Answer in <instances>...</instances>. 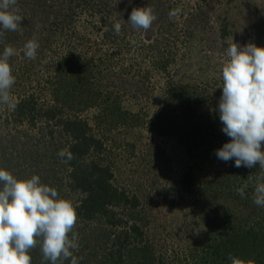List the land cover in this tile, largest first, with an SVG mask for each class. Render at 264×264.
<instances>
[{
    "label": "rangeland",
    "instance_id": "obj_1",
    "mask_svg": "<svg viewBox=\"0 0 264 264\" xmlns=\"http://www.w3.org/2000/svg\"><path fill=\"white\" fill-rule=\"evenodd\" d=\"M60 1H19L17 8L23 21L15 34L20 39L9 44L18 52L14 55L16 66L12 64L11 68L29 67L30 59L22 51L29 40L39 41L38 49L44 47V54L36 57L32 68L17 78V86L13 87L19 93L30 84L36 87L38 75L51 77L58 59L68 53H74L77 61L90 62L93 69L88 74V84L93 92L101 93L102 98L111 95L127 112L139 113L140 116L134 125L130 122L108 132L109 139L100 159L102 163L111 165L114 185L128 195L138 197L137 208L141 219L138 222L154 248L158 264L200 262L203 255L198 252L209 234L207 220L214 217V212L206 214L199 201L179 192L183 171L192 166L195 189L202 190L210 181L212 193L218 182L223 180L227 182L224 187H231L233 182L232 187L239 188L245 183L239 177L246 175L239 172L232 174L235 159L228 162L217 159V147L226 143L222 132L214 137L205 136L207 144L203 148H210L211 153L204 154L202 159L197 153H190L178 136L170 134L171 130L167 128L162 133L155 123L150 124L149 119L155 116L164 100L168 101L171 79L189 88L197 85L199 91L203 89L207 99L212 98L215 104H219L223 84L221 73L228 59V46L235 42L241 46L254 43L264 47V0H93V3H98L100 11L94 14L79 9L81 15L74 22L67 17L68 7L66 4L62 6ZM143 7L152 8L156 15V20L147 31L134 29L128 22L133 8ZM170 12L175 13L171 18ZM63 17H67L66 20ZM116 22L121 23L118 35L114 30ZM95 110L97 108L94 107L83 112L69 109L71 116L76 117L75 113H79V117L88 119L92 126H95ZM208 112L210 108L207 104L194 101L190 116L191 119H202ZM5 122L1 115L0 135L8 146L6 150L11 153L15 146L21 151L19 157L10 162L12 169L22 170L21 174L27 175L18 179L31 178L29 176L34 175V169L28 164L31 159L24 157L27 155L25 147L34 143L41 149L43 141L49 138V128H44V123L34 128L28 124L14 127L12 121ZM17 131H26L33 137L28 146L20 142L24 138ZM54 137L61 147L67 146L63 135L56 132ZM199 139L200 136L196 142ZM47 145L52 147V143ZM261 149L264 151V142ZM43 159L46 165L52 163L47 167L54 177H43V174L41 183L55 188L60 198L72 201L76 207L80 192L67 190L64 196L60 191L67 188L66 162L60 157H51L49 153ZM251 169L252 173L246 172L250 177L264 174L258 163ZM254 183L245 193L253 195ZM221 193L217 195L218 201L214 196L210 198L212 204L209 205L216 209L217 202L233 211L239 219H246L247 214L257 206L253 200L236 201L237 192L232 188ZM123 214L128 217L126 211ZM78 225L80 223L76 224L74 232L79 240L82 231L76 230ZM98 228L103 229V226ZM78 240V245H81ZM101 246L103 250L104 242Z\"/></svg>",
    "mask_w": 264,
    "mask_h": 264
},
{
    "label": "trees",
    "instance_id": "obj_2",
    "mask_svg": "<svg viewBox=\"0 0 264 264\" xmlns=\"http://www.w3.org/2000/svg\"><path fill=\"white\" fill-rule=\"evenodd\" d=\"M19 1L21 0H17L16 5L18 8ZM30 1L39 2V0ZM92 1L61 0L60 3L62 6L66 4L68 11L70 10L69 13L67 11V17L71 22H74L81 15L79 9L94 14L100 11L98 3ZM66 18L63 17V20ZM71 22L69 23L71 24ZM16 32L6 31L4 37L0 39V55L6 46L20 39L15 36ZM37 42L39 43V41ZM43 50L44 47L37 50V58L44 54ZM14 61V56L9 58L10 67L12 64L16 66ZM35 62V59L30 60L27 68L26 66L11 68L15 79H19L25 72H28ZM92 66L90 62L77 61L74 53L61 56L57 61L55 73L50 74L51 77L38 75L36 87L35 84H30L20 93L16 91L15 87H12L11 94L18 102L17 107L15 110H9L6 105H0V116H4L5 124L12 121L14 127L28 124L35 128L44 123V128H49L47 129L49 138H46L45 135L46 139L43 141L44 145L41 149L34 143L28 146V142L33 138L30 133L17 131V134L24 138L20 142L28 146L25 147L28 156L25 154L24 157L31 159L28 164L30 168L34 169L33 174H37L40 180L43 181V174H45L43 177H54L47 167L52 163L48 162L47 165L44 163L46 160L43 158L48 153L51 154V157L59 158L58 152L66 150L75 157L66 162L67 188L65 190L61 188L60 191L64 196H66L67 190L81 194L79 203L76 205L77 223H80L76 230L82 231L78 240L81 245H79L80 250H72L73 255L78 259L82 258L79 259V264H158L154 248L151 242L147 241L142 224L138 222L141 220L139 219L140 211L137 208L138 197L135 194L130 196L125 190L115 186L111 165L102 163L100 159V154L104 151L105 144L109 139L108 132H111L113 128H118L119 125H127L130 122L134 125L137 120H140L139 113L127 112L124 106L111 95L102 98L101 93L93 92L94 89L88 84L90 78L88 74L92 73ZM13 86H17V83L15 82ZM198 89L197 85L189 88L187 85L184 86L171 79L168 84V93H170L168 101L162 102L155 116H152L149 122L150 124L155 123L162 133L167 128L171 130L170 134L178 136L190 153L195 152L197 156L204 159V154L211 153L210 148H203L207 144L205 136L214 137L217 133L222 132L220 131L222 123L219 120L218 104H215L216 102L212 98L207 99L203 89L201 91ZM198 98L201 99L197 100ZM194 101L205 103L210 108V112L202 119H191L190 109ZM91 107L97 108L95 110V126H92L88 119L79 117V113H75L78 115L76 117L71 116L69 111L72 109L76 112H83ZM56 132L65 138V144H67L65 148L60 146L61 143L55 142L54 133ZM221 134L226 138V142L230 141V137L223 132ZM198 136L200 139L196 142ZM47 143H52V147ZM7 147L5 139L0 135V168L8 170L16 178L27 177L25 173L21 174L22 170L12 169L10 164L12 160L19 157L18 154L21 151H18V148L14 146V151L10 153L6 150ZM220 148L221 146L217 147V149ZM198 149L200 151H197ZM31 153L33 154L30 155ZM61 159L65 161L66 158ZM247 171L252 173L251 168L243 166L232 168V174L235 172H239L240 175L244 173L246 176L239 178L240 180L242 178L243 182L244 180L249 182L250 185L256 180V177H250L247 175ZM230 178L233 179V177ZM226 183L225 180L219 181L216 189L214 188L215 192L212 193L213 185L212 183L210 185V181H208L199 191L195 189V173L192 166L183 171L181 176L179 192L199 201L200 204L199 202L198 204L201 205L202 210L205 209L206 214L214 212V217L208 218L209 221L206 218L209 224V234L198 252L203 255V258L200 262L195 261V263L231 264L229 256H233L242 260L243 264H264V208L255 206L254 210L247 214L246 219L243 220L239 219V216L236 217L233 211L230 212L229 208L217 202H215L216 209L209 205L212 204L209 199L213 196L218 201L217 195L222 194L221 192L231 190V188L234 192L236 191L237 188L232 187L233 182H231V187H224L223 185ZM234 199L236 201L240 199L253 200L250 193H245L244 198L236 193ZM210 210L211 212H209ZM125 211L128 217H124L123 212ZM228 219L229 221H227ZM102 226L103 229L98 228ZM99 238L102 239L101 242ZM98 242L100 243L98 244ZM103 242L105 247L102 250ZM30 255L31 264H51L50 261H43L39 245L30 251ZM57 264H61V262L58 261ZM62 264H70V259L64 260Z\"/></svg>",
    "mask_w": 264,
    "mask_h": 264
},
{
    "label": "clouds",
    "instance_id": "obj_3",
    "mask_svg": "<svg viewBox=\"0 0 264 264\" xmlns=\"http://www.w3.org/2000/svg\"><path fill=\"white\" fill-rule=\"evenodd\" d=\"M17 0H0V39L6 31H19L23 16L16 7ZM170 12V18L174 16ZM156 20L152 8H133L128 22L134 29L147 31ZM118 35L121 23L114 24ZM39 43L29 40L23 46L26 58L37 57ZM17 49L6 46L0 55V105L15 110L17 101L11 94L16 82L9 58ZM227 60L222 67V95L218 104L222 132L230 141L215 151L217 159L228 162L235 159V167L253 168L259 164L264 173V47L254 43L243 46L232 42L226 49ZM58 156L65 162L75 157L61 150ZM0 264H31L30 251L40 246L42 259L57 264L70 259L79 264L72 250H78V237L74 228L78 222L72 201L59 197L58 191L42 184L38 175L18 179L8 170L0 168ZM253 203L264 208V174L256 177L252 185ZM249 182L236 189L245 197ZM231 264H243L239 258L229 256Z\"/></svg>",
    "mask_w": 264,
    "mask_h": 264
}]
</instances>
